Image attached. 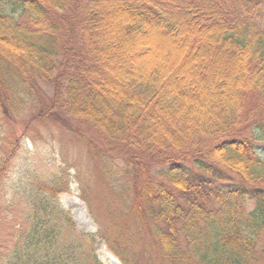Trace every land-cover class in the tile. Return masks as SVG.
Instances as JSON below:
<instances>
[{
    "label": "trees",
    "instance_id": "trees-1",
    "mask_svg": "<svg viewBox=\"0 0 264 264\" xmlns=\"http://www.w3.org/2000/svg\"><path fill=\"white\" fill-rule=\"evenodd\" d=\"M154 37L181 55L174 70L171 54L140 64ZM0 113L86 125L109 181L123 179L95 235L56 199L27 194L0 264H102L97 243L141 264V233L159 264H264V0H0Z\"/></svg>",
    "mask_w": 264,
    "mask_h": 264
},
{
    "label": "rangeland",
    "instance_id": "rangeland-1",
    "mask_svg": "<svg viewBox=\"0 0 264 264\" xmlns=\"http://www.w3.org/2000/svg\"><path fill=\"white\" fill-rule=\"evenodd\" d=\"M108 31L113 32V28L109 26ZM164 42L165 39L160 37L149 40L154 51L140 64H150L153 56L159 57L161 53L164 58L171 54L166 65L174 70L182 57H173L177 54L170 53L172 47ZM41 89L51 95L50 89L43 85ZM184 116L189 115L185 113ZM23 119L19 124L9 123L0 113V164L7 159L4 172L1 174L2 170L0 171V240H7V236L14 235V229L24 224L25 213L29 207L27 194L35 192L51 201L56 199L62 209L70 214L77 231L95 235L99 227L103 229L108 225L106 209L109 202L114 200L112 195L117 194L119 189L111 187L110 184L119 179L123 180L116 178L109 181V174L103 170L102 160L107 158L101 153L104 147L100 136L73 119L68 123L74 129L85 131L84 134L70 131L50 120L28 122L27 115ZM25 123L28 125L25 126ZM176 126L178 125L175 124ZM243 133L248 134L249 130ZM182 134L181 131L177 133L179 136ZM256 147L257 153L264 158V144L258 143ZM114 148L120 152L123 147ZM113 161L119 169H126L120 159ZM183 167L190 170L193 164L186 162ZM228 176L233 182L238 181L236 175L228 173ZM224 183L232 185L231 181ZM122 185L123 182L121 188ZM131 199L130 191L127 192L123 205L119 204L117 207L129 208ZM140 237L143 240L138 245V261L141 264H159L155 244L144 233L137 236ZM255 249L256 255L264 249V235L258 238ZM96 254L102 264H121L104 243H97ZM256 257L253 264L260 263L258 256Z\"/></svg>",
    "mask_w": 264,
    "mask_h": 264
}]
</instances>
